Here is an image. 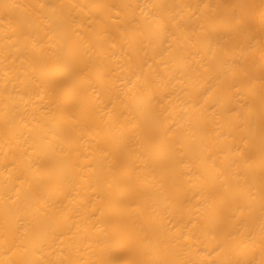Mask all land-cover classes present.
I'll return each instance as SVG.
<instances>
[{"label": "bare ground", "instance_id": "6f19581e", "mask_svg": "<svg viewBox=\"0 0 264 264\" xmlns=\"http://www.w3.org/2000/svg\"><path fill=\"white\" fill-rule=\"evenodd\" d=\"M0 264H264V0H0Z\"/></svg>", "mask_w": 264, "mask_h": 264}]
</instances>
